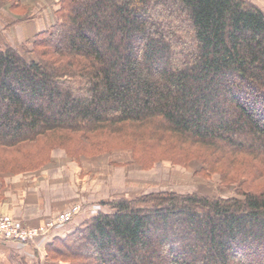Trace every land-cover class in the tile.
<instances>
[{
  "label": "trees",
  "instance_id": "obj_1",
  "mask_svg": "<svg viewBox=\"0 0 264 264\" xmlns=\"http://www.w3.org/2000/svg\"><path fill=\"white\" fill-rule=\"evenodd\" d=\"M56 4L28 53L0 49L1 183L48 165L54 149L80 163L135 139L149 151L171 139L167 148H193L240 187L226 198L100 201L111 211L50 238L45 259L264 264V183L255 185L264 180V10L248 0Z\"/></svg>",
  "mask_w": 264,
  "mask_h": 264
},
{
  "label": "rangeland",
  "instance_id": "obj_2",
  "mask_svg": "<svg viewBox=\"0 0 264 264\" xmlns=\"http://www.w3.org/2000/svg\"><path fill=\"white\" fill-rule=\"evenodd\" d=\"M248 1L264 10V0ZM56 9V0H0V49L9 46L21 53H28L33 36L46 30L55 22L54 11ZM123 140H125L124 137ZM119 141L122 142L121 139ZM138 142L139 140L135 139L130 144L125 143L124 150H115L90 158L88 163H91V166H89L87 181L85 182L86 179L81 180L83 182H79L77 187L88 186L89 181L93 183L92 189L89 190L88 187L85 202L95 204L96 209L90 211L88 207H85L87 211L56 228L47 239H35L29 242L25 247V254L31 264H61L59 261L48 262L45 258L41 261L42 256L39 253L36 254L35 248L43 243L46 244L52 237H60L67 228L71 232L90 216L99 212H110V206L99 203L100 201H109L115 197L131 199L151 192L197 193L226 198L235 196L240 187L238 182L223 181L221 173L217 170L213 172L206 170L205 165L197 159L193 148L186 150L178 147L175 142V147L167 148L172 142L168 139L166 146L155 147L149 151L146 147L140 146ZM53 151L56 155L60 153L58 149ZM134 153L139 162L134 160ZM236 171L235 167L233 172ZM259 182L264 183V180L256 182L255 185ZM77 203L70 204V207ZM58 214L59 212L55 213L50 220L42 224L28 226L45 225ZM3 241L0 239V245ZM38 259L41 262H37ZM0 264H4L1 256Z\"/></svg>",
  "mask_w": 264,
  "mask_h": 264
},
{
  "label": "crops",
  "instance_id": "obj_3",
  "mask_svg": "<svg viewBox=\"0 0 264 264\" xmlns=\"http://www.w3.org/2000/svg\"><path fill=\"white\" fill-rule=\"evenodd\" d=\"M58 151L60 153L57 155L55 151L52 152L48 165L36 171L4 176L2 183L0 182V215H9L28 226L50 220L55 213L68 209L73 203L83 204L82 214L87 211L85 207H89L91 203L85 202L86 192L92 189L93 183L89 181L88 186L79 188L77 185L83 179L87 181L90 158L77 163L68 159L62 150ZM69 232L70 229L67 228L60 237ZM15 244L16 242L3 241L0 245V256L3 257L4 264H31L25 254L28 244L23 247ZM44 245L43 243L35 248L36 254L42 256V260L37 256L41 261L45 258ZM39 259L37 262H41Z\"/></svg>",
  "mask_w": 264,
  "mask_h": 264
},
{
  "label": "built area",
  "instance_id": "obj_4",
  "mask_svg": "<svg viewBox=\"0 0 264 264\" xmlns=\"http://www.w3.org/2000/svg\"><path fill=\"white\" fill-rule=\"evenodd\" d=\"M88 208L90 211H94L96 205H90ZM81 211L82 206L76 204L60 212L52 221L39 227L25 226L20 220L11 216L0 215V237L4 241L16 242L21 247L35 239H47L56 228L71 221Z\"/></svg>",
  "mask_w": 264,
  "mask_h": 264
}]
</instances>
